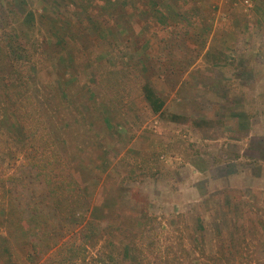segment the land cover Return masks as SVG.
Returning <instances> with one entry per match:
<instances>
[{"label": "rangeland", "instance_id": "1", "mask_svg": "<svg viewBox=\"0 0 264 264\" xmlns=\"http://www.w3.org/2000/svg\"><path fill=\"white\" fill-rule=\"evenodd\" d=\"M219 2L0 0L12 63L0 75L26 85L45 144L84 197L79 220L63 219L46 175L8 129L17 118H4L13 108L0 89V264H44L92 205L102 210L89 245L97 264H264V12L256 16L257 0H236L225 21ZM146 54L156 69L164 55L168 77L153 73L154 85L165 113L187 121L154 113L129 80ZM5 209L53 220L17 243Z\"/></svg>", "mask_w": 264, "mask_h": 264}, {"label": "trees", "instance_id": "2", "mask_svg": "<svg viewBox=\"0 0 264 264\" xmlns=\"http://www.w3.org/2000/svg\"><path fill=\"white\" fill-rule=\"evenodd\" d=\"M166 48L167 47H165V49ZM146 55L147 56L139 59L138 62L133 63L132 68L127 71V76L129 74H133V79L129 80L136 83L138 92L140 95L145 97L154 113L163 115L165 119L173 122L187 121V117L184 115L177 113H165L164 108L167 103L166 98L154 85L152 79L153 73L156 72V74L165 80L167 79L166 77H168L167 65H164V62H162L164 55H156L159 60V67L157 66V69L155 68L156 66L154 63L149 62V58H147L148 54ZM7 64L12 66V63L9 61L8 49L7 47H4L3 43H0V71L3 66H6ZM165 73H167V76ZM19 83L20 82L16 84L15 82H12V84H8L6 78L0 75V89L4 93L6 92V96L9 98L10 104L13 108V114L10 115L9 112L6 111L4 118H6V120L10 123L11 120H13V117L17 118V123L12 121L8 129L16 134L14 136L18 138V144L21 146L20 151H24L27 156V161H30L33 165L38 166L39 170L44 172V176L46 175V181L50 189V194L55 201L56 208L59 212H61V215H63V219L71 216L78 221L79 218H77L76 215L80 212L79 207H81L84 197L82 194L78 193V191L73 190L74 188L71 189L73 186L70 183L71 181L68 179L69 176H66V174H63L62 172V168L60 166L63 162L60 159V155H58L56 148H50V146L47 147V144H45V142H48L45 132L40 130L43 121L41 123L40 119L39 121L36 119L38 117H34L31 114L29 100L32 96L28 94V89L26 91L23 90L26 85ZM116 83L120 88H122L123 82L121 80H116ZM105 100L107 99L105 98L99 100V108L103 111L104 120H109V114L111 112L113 114L114 110ZM38 109L41 113L42 107L38 106ZM9 115L10 117H8ZM34 119L35 122H33ZM195 122L197 125H202L208 123V120H195ZM3 123L4 122L0 120V125ZM1 138H3V136L0 133V139ZM51 146L55 145L52 143ZM110 204L105 206L107 210L103 212H113L111 210L113 206ZM10 209H5L4 214L7 215V219L10 223V235L13 236L14 233H17L18 235L17 243H21L25 240H32L31 237H28L31 225L36 227L34 231L43 232L48 228L50 221L52 222L53 220L46 215L42 216V213H36L27 219L18 218L15 211ZM100 209V206L92 205L90 217L86 220L83 217V219H81L78 223L76 222L80 228L77 230V228L72 227L68 231L71 233L76 230L75 236L72 238H63L64 240H61L59 244H56L57 248L51 252L52 254L50 253V256L45 260L44 264H78L79 262L88 264L87 262L90 258H94L95 263L93 264H97L98 261H96V258L90 256L89 245L93 244L99 236V229L102 220L96 216L95 213H97ZM146 222H148V219ZM53 245L54 244H48V249L56 247ZM39 248L38 244L34 242L35 254H40L41 249L39 250Z\"/></svg>", "mask_w": 264, "mask_h": 264}, {"label": "crops", "instance_id": "3", "mask_svg": "<svg viewBox=\"0 0 264 264\" xmlns=\"http://www.w3.org/2000/svg\"><path fill=\"white\" fill-rule=\"evenodd\" d=\"M247 2V1H250V0H238V3L239 4H241V6L240 7H242L243 5H244V2ZM259 3H264V0H257ZM257 3V2H256ZM259 3H257L258 4V7H257V10L255 11L256 12V16L257 15H259V14H262L263 12H264V7H263V5L262 4H259ZM234 4L235 5H238L237 4V2H236V0H220V2H219V6H217V10H218V12H216V14L218 13V15L220 16H227L226 18H225V21H229V19H231V14H232V7H234ZM238 12H241L240 11V8L238 9V11H237V13L236 14H233V16H238V15H240V14H238ZM264 14V13H263ZM235 21H236V23H238V20L237 19H235ZM216 25H218V23H216ZM216 25H215V28H214V30L217 28L216 27ZM230 27H232V26H228V28H230ZM214 44L216 43V41L215 42H213ZM221 43V42H220ZM225 47H227V45L225 44L224 45Z\"/></svg>", "mask_w": 264, "mask_h": 264}]
</instances>
